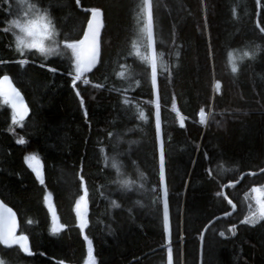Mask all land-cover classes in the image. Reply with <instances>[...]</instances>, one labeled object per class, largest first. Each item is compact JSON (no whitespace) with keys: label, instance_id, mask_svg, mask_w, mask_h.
I'll list each match as a JSON object with an SVG mask.
<instances>
[{"label":"trees","instance_id":"trees-1","mask_svg":"<svg viewBox=\"0 0 264 264\" xmlns=\"http://www.w3.org/2000/svg\"><path fill=\"white\" fill-rule=\"evenodd\" d=\"M29 2L47 9L59 39L81 37L89 15L85 8L101 9L104 28L100 59L86 74L90 83L77 82L81 109L69 59L45 60L34 50L21 57L14 47L16 30L7 23L14 19L17 0L0 3V29L9 27L7 33L0 30V75L10 76L30 109L24 122L13 125L10 109L0 105V199L15 212L19 234L29 237L32 251L26 255L17 246L0 245V259L8 264H83L85 242L73 212L80 173L89 193L85 235L93 242L96 264H167L169 249L172 264H264V221L240 223L249 205L255 206L250 189L264 185V172L217 195L242 173L264 168V33L256 26L257 0H150L154 50L165 67L162 71L158 64L157 102L169 206L167 244L151 69L131 47L140 0H80L79 7L76 0ZM258 24L264 27V2ZM244 51H255V56L242 57ZM229 52L232 59L239 54L235 74ZM21 58L28 61L23 66L16 62ZM214 81L220 82L218 94L213 93ZM97 83L104 87H94ZM173 98L183 127L171 110ZM138 108L145 120L138 119ZM201 108L209 112L204 126L197 118ZM20 138L25 143H16ZM33 153L42 165L43 185L24 163V156ZM113 159L119 176L111 167ZM121 179L134 183L124 188ZM45 189L65 225L56 234L50 232ZM224 196L235 209L210 224L201 242L205 225L232 211ZM233 224L234 234L228 232Z\"/></svg>","mask_w":264,"mask_h":264},{"label":"snow or ice","instance_id":"snow-or-ice-1","mask_svg":"<svg viewBox=\"0 0 264 264\" xmlns=\"http://www.w3.org/2000/svg\"><path fill=\"white\" fill-rule=\"evenodd\" d=\"M264 0H257V6L259 7ZM0 3L8 4L9 0H0ZM203 3V0H202ZM17 4L23 8L25 4L27 5L26 10L23 11L22 15L17 18L9 20L7 23L11 28L17 30L15 35L14 47L16 52L24 57L27 55L25 50H34V53H38L41 57L47 60L51 56H65L67 53L65 49L70 53L68 57L69 63L71 65L69 75L71 76V83L73 90L76 91L77 82L83 81L85 85L89 84V78L86 75L91 72L92 69L96 66L98 56L100 54V30L102 27V11L98 7L85 8L84 12L90 13L87 15V24L83 27V35L79 39L70 38L68 36L63 37V39L58 38V33L53 21L49 18L47 9H41L37 3L29 2V0H17ZM77 7L80 6V0H76ZM139 12L135 13V19L137 21V37L132 41V50L133 53L141 59L150 69V81L152 88L153 104L156 108L155 112V133H156V142L159 155V192L160 198L163 203V232L165 244L169 241V206L167 201V189L165 186V171H164V154L161 147V119L159 104L157 102V68L158 64L160 69L163 71L165 67L162 60L157 55L154 50V21L152 14V6L150 0H140V3L137 5ZM8 11V9H6ZM11 14V13H10ZM232 15L234 18L237 17V12L235 7L233 8ZM142 19V23H141ZM262 33H264V27H261L259 24L256 25ZM3 32L7 33L9 27H4L0 29ZM62 46V47H61ZM141 48L144 49L143 54H141ZM211 55V53H210ZM255 56V51H244L242 57H247L249 59ZM229 57V66L233 74L237 73L238 67L232 61V53H228ZM19 65L23 66L28 61L26 59H19L16 61ZM4 63V61H0ZM42 67L44 65H41ZM122 69L124 65L120 66ZM49 71H55L54 68H49ZM117 76H123V72H117ZM139 83V81H137ZM96 88L104 87L103 84H94ZM214 87L219 90L220 82L216 81ZM76 96L80 99V93L76 91ZM123 103L127 104L128 101L125 99ZM0 105H6L11 111V123L13 125H19L24 118L28 115L29 109L25 104L24 99L21 95V92L16 86H14L13 81L7 74L0 75ZM80 107L84 108V102L80 99ZM171 110L176 113L177 122L180 127L184 126V118L181 116L180 112L177 110L175 98L171 105ZM138 119L145 120V114L139 108ZM211 111V109H209ZM86 115V114H85ZM199 117V122L205 124L207 116L205 114V109L201 108L197 113ZM11 130V129H10ZM113 134L109 133L111 137ZM18 144L25 143L23 138H20L16 141ZM103 153L104 150L101 149ZM105 161L107 162L108 157L105 156ZM208 159L207 155L205 156ZM24 163L28 169L31 170L35 179L40 183L44 184V177L42 172V165L39 157L36 154H26L24 156ZM113 169H116L117 175H120L118 164L113 159L111 165ZM220 169L223 170L224 166L221 163L219 165ZM209 176H212V170L206 169ZM264 172V169L260 170ZM253 175L254 173H248ZM79 177V192L80 194L75 199V204L73 206V212L75 213L76 218V227L79 228L80 234L85 242L86 255L83 260V264H96V259L94 256L93 242L85 235V228L87 227L88 221V202H89V193L85 185V180L80 173H77ZM118 183L124 187H130L133 181L129 180H118ZM142 186V185H140ZM233 183L230 182L227 187H232ZM224 186H221L220 191L217 193L218 196L223 195ZM252 194V200L255 203V208L252 205H249L248 213L240 221L241 224H246L249 226H254L260 221H264V185L253 186L250 189ZM247 195V194H246ZM44 203L45 206L49 209V214L51 216L52 225L50 232L56 234L60 232L65 225L61 224L58 221V218L55 214L54 209L50 203L51 195L45 189L44 191ZM224 199L227 200L229 205H232L235 208L232 200L228 199L227 196H224ZM115 207L119 205L112 201ZM138 203V201H137ZM225 215H228L226 212ZM31 223V221H29ZM212 221H209L211 224ZM208 225H205L207 228ZM236 225L233 224L228 228V232L235 233ZM17 217L13 210L6 206V204L0 201V245L11 247L17 246L20 252H23L26 255H32V251L29 247V237L23 233L17 235ZM203 235V233H202ZM220 236H224L225 233L221 231ZM2 264V262H0ZM58 264H64L63 261H59ZM168 264H172L171 250H168Z\"/></svg>","mask_w":264,"mask_h":264},{"label":"water","instance_id":"water-1","mask_svg":"<svg viewBox=\"0 0 264 264\" xmlns=\"http://www.w3.org/2000/svg\"><path fill=\"white\" fill-rule=\"evenodd\" d=\"M259 9H260V6L258 7V9H257V15H256V23L258 24V14H259ZM89 15H90V13H89ZM86 24H87V22H86ZM86 24H85V26H86ZM84 26V27H85ZM103 28H104V20H103V13H102V27H101V30H100V41H101V34H102V31H103ZM82 35H83V33H82ZM81 35V36H82ZM100 53H101V46H100ZM99 59H100V54H99V56H98V59H97V63H96V66H97V64H98V61H99ZM96 66L92 69V71L96 68ZM91 71V72H92ZM90 73V72H89ZM8 75V74H7ZM10 77V76H9ZM15 86V85H14ZM19 90V89H18ZM21 95H22V93H21ZM22 97H23V99H24V102H25V104L27 105V103H26V101H25V98H24V96L22 95ZM28 106V105H27ZM28 109H29V107H28ZM29 114H30V109H29V113H28V115L24 118V120L22 121V122H24L27 118H28V116H29ZM21 122V123H22ZM262 169H264V168H262ZM248 173H254L253 175H256V174H259V173H262L260 170L259 171H257V172H251V171H248V172H244V173H242L241 175H240V177H239V179L237 180V181H229V182H227L226 184H224L223 186H224V191H225V189L227 188V185L230 183V182H232L233 183V186H236L237 184H239L243 179H244V177H246V176H249V174ZM225 193L223 192V195H224ZM0 201H1V199H0ZM6 206H8V205H6ZM9 207V206H8ZM234 209L235 208H233L232 207V211L231 212H229L228 213V215L230 214V213H232L233 211H234ZM13 210V209H12ZM14 212V211H13ZM15 213V212H14ZM224 216H226L225 214H223V215H219V216H217V217H215L214 219H212L211 221H212V223L213 222H215L216 220H218L219 218H222V217H224ZM17 217V216H16ZM211 223V224H212ZM208 226L210 225L209 223L207 224ZM208 226H207V228H208ZM207 228H204L203 229V235L201 234V242H202V240H203V236H204V233H205V231H206V229ZM17 235H19V224H18V219H17V233H16ZM4 247H6V246H4ZM12 247V246H11ZM6 248H10V247H6Z\"/></svg>","mask_w":264,"mask_h":264},{"label":"rangeland","instance_id":"rangeland-1","mask_svg":"<svg viewBox=\"0 0 264 264\" xmlns=\"http://www.w3.org/2000/svg\"><path fill=\"white\" fill-rule=\"evenodd\" d=\"M26 7H27V5L25 4V6L23 7V8H21V6L20 5H18L17 4V6H16V12H15V15H14V18H17L18 16H20V15H22V13H23V11H25L26 10ZM48 13V12H47ZM49 16V15H48ZM50 18V17H49ZM16 30V29H15ZM16 34H18L17 33V30H16ZM62 47V46H61ZM67 54L64 56V57H69L70 56V53H68V51L65 49L64 50ZM56 56H59V55H56ZM56 56H51V57H56ZM237 57H239V54H237V53H235L234 54V59H232V61H234L235 62V59L237 58ZM235 64H237L236 62H235ZM161 147H162V140H161ZM159 155H160V152H159V150H158V157H159ZM159 170H160V168H159ZM255 205V204H254ZM254 208H255V206H254ZM0 262H2V264H8L6 261H4V260H1L0 259ZM167 264H168V257H167Z\"/></svg>","mask_w":264,"mask_h":264},{"label":"built area","instance_id":"built-area-1","mask_svg":"<svg viewBox=\"0 0 264 264\" xmlns=\"http://www.w3.org/2000/svg\"><path fill=\"white\" fill-rule=\"evenodd\" d=\"M214 83H215V81H214ZM214 83H213V93H215V94H218L219 92H220V88H219V90H217L215 87H214ZM199 112V111H198ZM205 114H206V116H207V119H208V115H209V112H206L205 111ZM197 118H198V122H199V117L197 116ZM200 123V122H199ZM207 123V120H206V122H205V124ZM201 124V123H200ZM205 124H201V125H205Z\"/></svg>","mask_w":264,"mask_h":264}]
</instances>
